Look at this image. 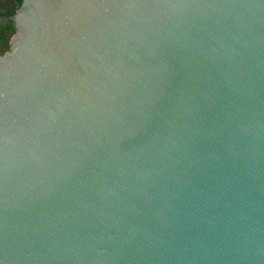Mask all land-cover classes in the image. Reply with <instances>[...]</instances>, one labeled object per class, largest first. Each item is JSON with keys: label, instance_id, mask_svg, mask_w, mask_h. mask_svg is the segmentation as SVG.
Returning <instances> with one entry per match:
<instances>
[{"label": "water", "instance_id": "95a60500", "mask_svg": "<svg viewBox=\"0 0 264 264\" xmlns=\"http://www.w3.org/2000/svg\"><path fill=\"white\" fill-rule=\"evenodd\" d=\"M0 54V264H264V0H22Z\"/></svg>", "mask_w": 264, "mask_h": 264}, {"label": "trees", "instance_id": "16d2710c", "mask_svg": "<svg viewBox=\"0 0 264 264\" xmlns=\"http://www.w3.org/2000/svg\"><path fill=\"white\" fill-rule=\"evenodd\" d=\"M22 0H12V4L10 6H7L6 8L7 11L5 13H1L2 15L6 16L8 19L5 23V25H3V23H0V28L4 29L6 32L5 35L9 32H11L10 34L14 33V26H13V21L11 20V16L14 14V12L16 11V9L20 6ZM1 6H6L7 4L5 3H0ZM9 34V35H10ZM3 35V37L5 36ZM1 54V53H0Z\"/></svg>", "mask_w": 264, "mask_h": 264}, {"label": "rangeland", "instance_id": "374dc122", "mask_svg": "<svg viewBox=\"0 0 264 264\" xmlns=\"http://www.w3.org/2000/svg\"><path fill=\"white\" fill-rule=\"evenodd\" d=\"M0 21H1V19H0ZM4 31H5L4 29L0 28V53L1 54H4L5 52H7L9 50V41H10V38L12 36V34H10L11 32H9L5 35L6 32H4ZM3 35H5V36L3 37Z\"/></svg>", "mask_w": 264, "mask_h": 264}, {"label": "flooded vegetation", "instance_id": "af4514ba", "mask_svg": "<svg viewBox=\"0 0 264 264\" xmlns=\"http://www.w3.org/2000/svg\"><path fill=\"white\" fill-rule=\"evenodd\" d=\"M5 3L7 4L6 6H1L0 4V19H1V23H3V25H5L6 21H7V17L2 15L1 13H5L7 11L8 8H6L7 6H10L12 4V0H0V3Z\"/></svg>", "mask_w": 264, "mask_h": 264}]
</instances>
